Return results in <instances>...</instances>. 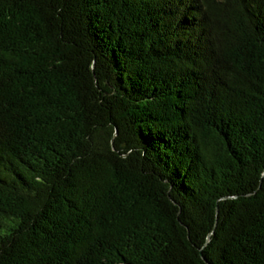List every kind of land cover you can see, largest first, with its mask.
Wrapping results in <instances>:
<instances>
[{"label": "trees", "instance_id": "trees-1", "mask_svg": "<svg viewBox=\"0 0 264 264\" xmlns=\"http://www.w3.org/2000/svg\"><path fill=\"white\" fill-rule=\"evenodd\" d=\"M0 264H264V0H0Z\"/></svg>", "mask_w": 264, "mask_h": 264}]
</instances>
